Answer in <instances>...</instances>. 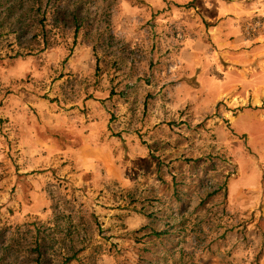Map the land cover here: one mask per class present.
<instances>
[{
    "label": "rangeland",
    "instance_id": "1",
    "mask_svg": "<svg viewBox=\"0 0 264 264\" xmlns=\"http://www.w3.org/2000/svg\"><path fill=\"white\" fill-rule=\"evenodd\" d=\"M0 264H264V0H0Z\"/></svg>",
    "mask_w": 264,
    "mask_h": 264
}]
</instances>
